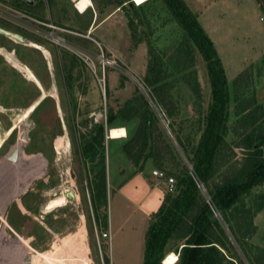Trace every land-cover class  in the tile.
<instances>
[{
  "label": "rangeland",
  "instance_id": "rangeland-1",
  "mask_svg": "<svg viewBox=\"0 0 264 264\" xmlns=\"http://www.w3.org/2000/svg\"><path fill=\"white\" fill-rule=\"evenodd\" d=\"M72 1L38 0L28 10L26 1L0 0V264H143L152 216L171 192L153 173L176 182L182 169L176 153L192 166L171 128L196 145L212 101L207 61L164 0L140 8L133 0L120 8L118 0H74L82 12L93 2L83 16ZM184 1L214 42L228 79L229 131L212 180L222 181L246 166V135L264 138V8L257 0ZM154 57L157 93L145 80ZM142 96L160 127L156 154L136 166L123 147L138 129ZM251 111L256 122L245 133L240 119ZM110 113L116 120L105 125L103 185L101 162L84 159L80 146L82 134L106 124ZM110 127H124L127 137L107 139ZM15 148L16 165L7 160ZM137 176L155 188L140 186ZM261 194L264 184L241 198L235 218L231 211L229 219L217 218L236 249L225 255L236 264H264Z\"/></svg>",
  "mask_w": 264,
  "mask_h": 264
},
{
  "label": "trees",
  "instance_id": "trees-1",
  "mask_svg": "<svg viewBox=\"0 0 264 264\" xmlns=\"http://www.w3.org/2000/svg\"><path fill=\"white\" fill-rule=\"evenodd\" d=\"M130 0H118L116 8H120ZM173 15L185 29L188 37L195 42L203 57L207 61L212 86V101L204 119V129L196 145H186L171 128L185 158L192 165L195 174L204 183L211 197L213 205L223 216L229 219L238 212V203L257 186L264 184V138L246 135V148L250 150L246 159V166L231 177L213 182L217 171L218 157L226 144L229 131L230 91L228 79L221 57L198 19L190 12L184 0H164ZM264 8V0H257ZM20 5L26 4L18 0ZM36 4V3H35ZM34 5H27L28 10ZM134 8H140L141 5ZM133 28V22L130 21ZM156 57L150 60L146 86L156 87L160 82V68ZM155 96V94H154ZM138 129L131 139L124 145L127 157L136 166L151 159L156 153L153 136L155 127H160L157 115L151 110L149 102L142 96ZM260 109V108H259ZM255 112V111H254ZM253 111L247 113L241 124L245 133L249 126H253L256 119ZM116 120L113 113L107 117L106 124L100 122L93 125L88 134L81 137V156L84 159L101 162L99 177L106 183V145L105 125L111 126ZM113 127H110V129ZM258 145V148L256 147ZM181 173L177 176L175 188L165 195L161 206L152 216L145 239V254L143 264H163L165 257L173 252L178 255L176 264H236L226 257L228 251L236 252L224 228L214 216V213L196 185L189 169L179 153H176ZM169 176V175H168ZM171 177V176H169ZM260 203L257 208L264 207V194L259 195ZM234 237H237V230ZM108 260V259H107ZM109 262V261H108Z\"/></svg>",
  "mask_w": 264,
  "mask_h": 264
},
{
  "label": "bare ground",
  "instance_id": "bare-ground-1",
  "mask_svg": "<svg viewBox=\"0 0 264 264\" xmlns=\"http://www.w3.org/2000/svg\"><path fill=\"white\" fill-rule=\"evenodd\" d=\"M147 0H140V2L138 3L137 2V0H133V2H135L137 5H142V4H144L145 2H146ZM14 40V39H13ZM21 43V42H20ZM28 45V44H27ZM29 45L31 46V47H33V48H35V49H37V50H40V51H42L47 57H48V54H49V52H47V50L45 49V48H43L42 46H40L39 44H36V43H33V42H29ZM49 60V59H48ZM11 64V63H10ZM13 64V63H12ZM16 67H17V69L18 70H20V71H22L29 79H31L32 81H34V82H36L39 86H41L40 84H39V82L38 81H36L35 80V78H34V76H33V74H31V72L27 69V67H22L21 65H19V64H17L16 65ZM35 108V106L34 105H32L30 108H28L27 109V111H26V114H25V116H27V115H29L32 111H33V109ZM20 116V115H19ZM23 120V119H22ZM26 121V120H25ZM20 123V122H19ZM108 135H109V137L111 138V139H123V138H125V137H127V131H126V129L124 128V127H114V128H111L110 129V131H109V133H108ZM9 137V136H8ZM2 141V140H1ZM0 145H1V143H0ZM63 145V144H62ZM65 147V146H64ZM63 147V148H64ZM68 147V146H67ZM62 148V149H63ZM62 149H61V151H62ZM22 163V162H21ZM15 165H16V163H14ZM12 165V164H11ZM4 168H6V167H4ZM10 168V167H9ZM8 168V169H9ZM4 171H6V170H4ZM24 180V179H23ZM64 196V195H63ZM66 199V197L64 196V200ZM55 200V199H54ZM59 200V199H58ZM50 203V202H49ZM48 203V204H49ZM52 204L51 205H49V207H48V209L50 210L51 208H52ZM55 206V205H54ZM64 206V205H63ZM47 211V210H46ZM178 255L176 254V253H173V252H171V253H169L166 257H165V259H164V261H163V263L164 264H176L177 262H178ZM17 261V260H16ZM36 261V260H35ZM35 261H33V262H35ZM14 264V263H13ZM33 264H35V263H33Z\"/></svg>",
  "mask_w": 264,
  "mask_h": 264
},
{
  "label": "built area",
  "instance_id": "built-area-1",
  "mask_svg": "<svg viewBox=\"0 0 264 264\" xmlns=\"http://www.w3.org/2000/svg\"><path fill=\"white\" fill-rule=\"evenodd\" d=\"M147 1H148V0H147ZM73 3L75 4V5H74V6H75V9H76L77 11H79L80 13H84V12L87 11V10H85V11H83V12L80 11V10L78 9L77 4L75 3L74 0H73ZM92 7H93V6H92V4H91L88 8H92ZM88 8H87V9H88ZM260 19H261V21H264V17H261ZM51 28H54V29H55V27H53V26H52ZM189 173H190L191 176L193 177V179H194L196 185L198 186V188L200 189L201 193H202L203 196L205 197L206 201H207L208 204L210 205V207H211V209H212V211H213V213H214V216H215L216 218H221V214H220V212L216 209V207H215V206L213 205V203H212L211 197H210V195H209V193H208V191H207L206 186H205L204 183L198 178V176L195 174L194 169H193L192 166L189 167ZM153 174H154V176H155L156 178L165 181L166 186H167V188H168L169 191L172 192V191L174 190V188H175V179H174L173 177H169L168 175H166L165 172L160 171V170H155Z\"/></svg>",
  "mask_w": 264,
  "mask_h": 264
},
{
  "label": "water",
  "instance_id": "water-1",
  "mask_svg": "<svg viewBox=\"0 0 264 264\" xmlns=\"http://www.w3.org/2000/svg\"><path fill=\"white\" fill-rule=\"evenodd\" d=\"M28 5H34L38 0H25ZM6 35H11L10 33L4 31ZM13 38H15L18 41H24L23 38L17 35H12ZM110 131V130H109ZM109 138V135H107V139ZM20 157V149L15 148L14 151L11 153V155L7 158V160L11 163H18ZM164 264V263H163Z\"/></svg>",
  "mask_w": 264,
  "mask_h": 264
},
{
  "label": "crops",
  "instance_id": "crops-1",
  "mask_svg": "<svg viewBox=\"0 0 264 264\" xmlns=\"http://www.w3.org/2000/svg\"><path fill=\"white\" fill-rule=\"evenodd\" d=\"M72 1V0H71ZM92 1V0H91ZM73 2V1H72ZM92 6H93V2H92ZM90 10H94V6L92 7V8H88L87 9V11L86 12H84V13H80L79 11H77L78 12V14L80 15V16H83L84 14H86V13H88V12H90ZM200 14V13H199ZM94 27H95V24H92V27H91V31H93V29H94ZM204 28V27H203ZM205 30V29H204ZM109 139H111L110 137H109ZM111 140H113V141H115V140H121V139H111ZM134 180H138V184L140 185V186H146V188H155V187H152L151 185H149L148 183H145L143 180H142V178L140 177V176H137ZM132 182H134V181H132ZM137 182V181H136ZM133 186H135L134 184H133ZM126 186L124 185L123 186V188H125ZM122 188V187H121ZM162 200H163V195H162V198H161ZM161 203H162V201H161ZM160 207V206H159ZM159 209V208H158ZM157 212V211H156ZM155 212V213H156ZM154 213V214H155ZM153 214V215H154Z\"/></svg>",
  "mask_w": 264,
  "mask_h": 264
},
{
  "label": "snow or ice",
  "instance_id": "snow-or-ice-1",
  "mask_svg": "<svg viewBox=\"0 0 264 264\" xmlns=\"http://www.w3.org/2000/svg\"><path fill=\"white\" fill-rule=\"evenodd\" d=\"M84 2H87V0H84ZM137 2L139 3V2H140V0H137Z\"/></svg>",
  "mask_w": 264,
  "mask_h": 264
}]
</instances>
